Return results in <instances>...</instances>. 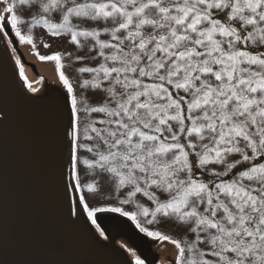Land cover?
Masks as SVG:
<instances>
[{"label": "snow or ice", "instance_id": "obj_1", "mask_svg": "<svg viewBox=\"0 0 264 264\" xmlns=\"http://www.w3.org/2000/svg\"><path fill=\"white\" fill-rule=\"evenodd\" d=\"M6 13L0 32L21 43L40 28L72 46L36 53L63 85L47 138L67 227L119 213L173 243L176 264H264V0H10ZM63 59L88 78L74 87ZM101 189L138 211L86 202Z\"/></svg>", "mask_w": 264, "mask_h": 264}, {"label": "water", "instance_id": "obj_2", "mask_svg": "<svg viewBox=\"0 0 264 264\" xmlns=\"http://www.w3.org/2000/svg\"><path fill=\"white\" fill-rule=\"evenodd\" d=\"M26 51L35 55L32 46ZM47 65L55 91L46 98L30 94L0 40V107L7 113L5 118L0 112V264H130L113 239L127 240L145 259L148 238L119 213L97 214L95 226L104 240L86 212V229L64 224L66 208L54 195L47 138L50 101L63 85L55 61ZM81 194L71 193L73 208Z\"/></svg>", "mask_w": 264, "mask_h": 264}, {"label": "rangeland", "instance_id": "obj_3", "mask_svg": "<svg viewBox=\"0 0 264 264\" xmlns=\"http://www.w3.org/2000/svg\"><path fill=\"white\" fill-rule=\"evenodd\" d=\"M9 2L10 0H0V16L7 15L6 7ZM21 15H23L22 12ZM34 38H35V47H33V45L21 43L18 40V38L15 37V34L14 32H12L10 26L6 27L4 32H0V40L4 48L12 58L17 70L20 71L21 67H23L24 75L27 78H28V71H30L33 74L35 80H30V79L28 80V84H31L32 87L39 84V86L34 90L35 91L34 95H38L41 98H46L49 96V94L53 93L56 88L55 85L52 83V80L50 79L54 75V73L50 70V68L47 65L52 61H47V60L41 61L36 53H39V55L48 56L59 52L62 54V58H63L69 56V51L71 50L72 46L70 45V43L66 42L64 38H55V37H51L50 35H46L45 32L40 28H37L35 30ZM45 44H49L50 46L45 47L44 46ZM29 46H32L35 52V55L32 57H29L26 51V49ZM16 56L18 57V59L20 57V59L23 62L22 64L19 59L21 64L20 67L18 62L16 61L17 60ZM71 60L74 61V55L71 58ZM62 62L64 64L63 71L65 72V75L70 78L74 87L77 86L78 80L88 78L87 75L80 76L76 73L75 69L80 67L81 66L80 64L70 62L69 59H63ZM45 65L47 66L44 67ZM55 74L59 78L57 68ZM22 80L24 81L23 78ZM25 85L28 89V85L26 83ZM77 91L78 92L80 91L78 87H77ZM89 182H91L90 178H89ZM136 199L141 203H147L142 195H138ZM86 202H89L90 204L94 203L97 206H101V207H122L124 211H128V212L138 211L134 204L121 205L119 203V198H117V194L114 191L109 195L104 189H101V192L98 194V198L95 201L86 200ZM125 218L130 222L134 223L128 217L125 216ZM139 220L141 225L149 231H160L164 235L171 236L173 239L181 238L180 231L172 223L165 221L163 217H158L157 221L152 224L146 223L142 217H140ZM91 225L92 228L96 231V233H98L99 236L104 240V237L100 233L101 231L97 229L95 225L93 224ZM134 225L136 227L135 223ZM136 229L140 234L146 236L149 241V253L146 254L147 256L145 259L142 258L133 249V246L129 245L127 240L125 239L112 240L114 244L113 246H115L122 253V256H124L130 262V264H135V261L137 259L142 260L143 264H153L154 259L156 260L155 264H176V260L178 257V250L176 249L173 243L169 242L168 240L161 241V240L153 239L147 236L145 233L140 232V230L137 227Z\"/></svg>", "mask_w": 264, "mask_h": 264}, {"label": "flooded vegetation", "instance_id": "obj_4", "mask_svg": "<svg viewBox=\"0 0 264 264\" xmlns=\"http://www.w3.org/2000/svg\"><path fill=\"white\" fill-rule=\"evenodd\" d=\"M16 59H17L16 61L19 62L18 64H19V67H20L21 64H20V61H19V59H18L17 56H16ZM26 78H27V77H26ZM29 79H30V80H35L34 77H33V74H32L30 71H28V78H27V81H28ZM38 86H39V84L36 85V86H34V87H32L31 90H30V88L28 87V90L30 91L31 94H34V92H35L34 90H35ZM49 89H50V87H49Z\"/></svg>", "mask_w": 264, "mask_h": 264}, {"label": "trees", "instance_id": "obj_5", "mask_svg": "<svg viewBox=\"0 0 264 264\" xmlns=\"http://www.w3.org/2000/svg\"><path fill=\"white\" fill-rule=\"evenodd\" d=\"M18 9H19V6H18ZM18 15H21V12L19 10H18ZM34 40H35V38H34ZM70 69H71V67H70Z\"/></svg>", "mask_w": 264, "mask_h": 264}]
</instances>
